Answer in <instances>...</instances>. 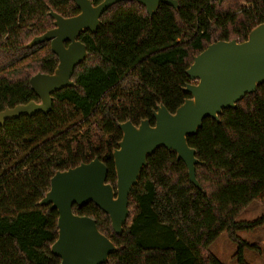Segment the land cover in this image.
<instances>
[{
  "label": "trees",
  "instance_id": "16d2710c",
  "mask_svg": "<svg viewBox=\"0 0 264 264\" xmlns=\"http://www.w3.org/2000/svg\"><path fill=\"white\" fill-rule=\"evenodd\" d=\"M178 3V9L161 4L152 17L135 0L109 7L98 31L80 36L88 57L74 71L75 85L52 95L47 114L0 127V264H61L51 252L58 212L38 205L56 171L99 156L108 167L106 181L116 187L119 124L148 118L153 125L160 103L174 113L190 97L183 87L195 56L219 40H246L264 21V0ZM50 10L65 17L80 11L73 0H0V111L40 101L30 78L53 73L58 57L49 41L26 45L53 27ZM219 119H205L188 138L202 189L175 153L159 148L130 194L121 235L93 202L73 207L119 247L104 264H223L210 250L222 232L237 245V263L249 264L245 250L259 246L238 232L263 226L264 214L237 218L251 202L264 204V84Z\"/></svg>",
  "mask_w": 264,
  "mask_h": 264
},
{
  "label": "water",
  "instance_id": "95a60500",
  "mask_svg": "<svg viewBox=\"0 0 264 264\" xmlns=\"http://www.w3.org/2000/svg\"><path fill=\"white\" fill-rule=\"evenodd\" d=\"M79 13L65 17L49 11L53 27L32 38L26 48L50 42L58 57L53 73H37L30 78L32 90L39 102L31 101L0 111V127L7 121L38 112L52 110L53 94L73 87L72 76L76 67L88 57V50L80 41L84 31L96 33L102 14L112 5L129 0H103L94 5L92 0H73ZM142 4L152 17L161 4L179 8L178 0H135ZM219 3L222 0H218ZM189 82L183 87L190 95L171 113L162 103L153 111L155 123L148 118L138 125L130 120L119 124L122 138L113 150L116 187L106 181L107 165L96 156L75 167L58 170L51 179L50 189L38 202L58 212V238L51 246L53 255L61 264H104L119 247L100 232L96 221L75 214L79 208L94 203L109 215L117 235L124 231L129 216V197L139 184L141 174L148 165V157L159 148L176 154L188 169L190 182L202 189L196 177L197 150L188 143L196 135L205 119L220 121L224 109L236 108L237 102L264 84V21L255 26L244 41L219 40L209 44L195 56L187 69Z\"/></svg>",
  "mask_w": 264,
  "mask_h": 264
},
{
  "label": "rangeland",
  "instance_id": "374dc122",
  "mask_svg": "<svg viewBox=\"0 0 264 264\" xmlns=\"http://www.w3.org/2000/svg\"><path fill=\"white\" fill-rule=\"evenodd\" d=\"M264 214V204L261 201H253L251 204L238 216V221H253ZM238 235L251 243H256L259 250H245V259L249 264H264V225L252 230H241ZM211 252L223 264H238L234 258L237 250V245L233 243L226 232H222L219 237L211 244Z\"/></svg>",
  "mask_w": 264,
  "mask_h": 264
},
{
  "label": "flooded vegetation",
  "instance_id": "af4514ba",
  "mask_svg": "<svg viewBox=\"0 0 264 264\" xmlns=\"http://www.w3.org/2000/svg\"><path fill=\"white\" fill-rule=\"evenodd\" d=\"M239 41V40H238Z\"/></svg>",
  "mask_w": 264,
  "mask_h": 264
}]
</instances>
